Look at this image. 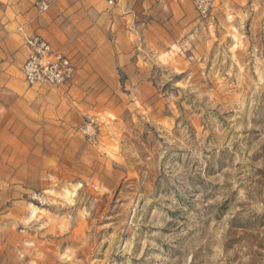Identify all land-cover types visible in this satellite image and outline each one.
Instances as JSON below:
<instances>
[{
	"label": "rangeland",
	"instance_id": "rangeland-1",
	"mask_svg": "<svg viewBox=\"0 0 264 264\" xmlns=\"http://www.w3.org/2000/svg\"><path fill=\"white\" fill-rule=\"evenodd\" d=\"M72 4L0 0V264H264V0Z\"/></svg>",
	"mask_w": 264,
	"mask_h": 264
},
{
	"label": "built area",
	"instance_id": "built-area-1",
	"mask_svg": "<svg viewBox=\"0 0 264 264\" xmlns=\"http://www.w3.org/2000/svg\"><path fill=\"white\" fill-rule=\"evenodd\" d=\"M212 0H197L199 7L207 6ZM40 12L46 11L44 1L37 3ZM28 54L21 67L24 82L28 86L61 87L73 77L74 67L69 58L55 51L49 42L36 35L27 38Z\"/></svg>",
	"mask_w": 264,
	"mask_h": 264
},
{
	"label": "crops",
	"instance_id": "crops-1",
	"mask_svg": "<svg viewBox=\"0 0 264 264\" xmlns=\"http://www.w3.org/2000/svg\"><path fill=\"white\" fill-rule=\"evenodd\" d=\"M73 2L72 5H70L71 9L75 7V9H77V7H81L82 3L85 2V0H71ZM66 11V9H65ZM56 19L55 16H52L50 19V24L49 26H45V29L43 31L46 32V36L48 37V39L51 41L52 45L55 46L57 45V41H58V31L56 32Z\"/></svg>",
	"mask_w": 264,
	"mask_h": 264
}]
</instances>
